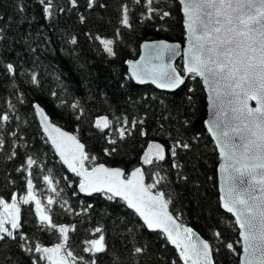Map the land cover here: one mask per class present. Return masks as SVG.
Returning <instances> with one entry per match:
<instances>
[{
	"label": "snow or ice",
	"instance_id": "snow-or-ice-1",
	"mask_svg": "<svg viewBox=\"0 0 264 264\" xmlns=\"http://www.w3.org/2000/svg\"><path fill=\"white\" fill-rule=\"evenodd\" d=\"M41 9L43 19L52 22L61 15L76 14L80 25L90 22L89 14L97 9H108V0H35ZM14 10L23 20L26 14L24 0H15ZM174 12L182 14L184 44L165 40L145 42L143 54L138 60H127V81L136 85L151 84L166 93L175 94L186 82L202 85L206 93L210 119L205 121L207 132L219 155V206L234 220L231 227L237 238L232 242L222 240V232L213 231L208 239L201 238L192 227L186 226L179 215L170 210L179 192L175 184L187 185L189 175L184 171L181 154L189 155V162L198 158L199 134H187L191 119L175 120L166 127L162 121L172 120L167 97H142L138 104L134 98L125 100L129 111L137 107L142 115L130 116L127 112L98 115L90 121V129L99 133L103 141L99 148L104 157H123L128 154L127 141L130 138H147L137 166L130 170L120 166L99 163L78 135L70 134L53 123L45 108L31 103L34 119L38 118V132L43 142L50 144L59 162L78 178L73 195L85 197L100 196L108 202L105 210L98 213L102 220L111 223V231L121 238V246L128 250L130 264H140V258L149 253L151 245L141 229L162 234L167 244L172 245L183 264H217L214 253L219 248L212 242L220 240L221 245L239 257V264H264V0H116L117 27L112 38L100 35L89 37L99 42L102 52L109 58H116V46L123 41L122 31L132 32L134 23H154L157 31H168V22L174 19ZM35 19V17H33ZM19 22V21H18ZM102 23H112L100 17ZM159 22V23H156ZM11 16L0 14V41L6 39L12 26ZM72 45L77 37L68 38ZM23 52L11 59L0 55V79H7L17 103H27L23 85L40 87L39 74L25 68L28 62L25 53L35 54L37 48L28 39H23ZM183 55V65L178 68L172 61ZM34 62V61H33ZM121 88L127 87L121 84ZM189 87L178 108L188 105L196 108L194 93ZM53 96L57 94L52 93ZM12 99H5L0 106V158L11 162L21 157L19 149L29 148L26 138L27 121ZM254 104V106H253ZM152 105L169 111L160 120L148 127V110ZM76 113V120L84 116L79 101L70 105ZM79 126L77 127V132ZM22 142V143H21ZM7 149V150H6ZM168 163V168L163 167ZM44 163L33 149L25 151L20 164L14 169L17 179L5 172L2 192L11 186H21L23 194L8 191L0 194V248L19 249L30 264H100L104 256L110 257V264H125L119 252L111 251L104 224L97 223L89 235L81 241L78 255L70 246L71 233L76 225L57 224L53 221L52 206L58 204L59 181L51 175H43L47 190L54 195L46 197L44 203L33 183L34 169L43 170ZM195 163L192 168L195 169ZM172 170H175L172 173ZM173 174L175 179L170 178ZM68 187L72 182L64 177ZM150 180L151 182H146ZM194 187H198L191 181ZM78 190V191H77ZM83 203V202H82ZM35 205L34 224L39 231L52 233L56 242L45 246L33 242L24 231L28 223L22 216L24 206ZM122 206L130 213L125 217L113 216ZM67 214L90 217L97 212L91 201L79 211L73 209L67 200L59 202ZM29 214L32 210L28 209ZM139 218L138 225L132 224L131 216ZM242 249V254L236 250ZM3 264H19L5 258ZM176 264V261H172Z\"/></svg>",
	"mask_w": 264,
	"mask_h": 264
},
{
	"label": "trees",
	"instance_id": "trees-1",
	"mask_svg": "<svg viewBox=\"0 0 264 264\" xmlns=\"http://www.w3.org/2000/svg\"><path fill=\"white\" fill-rule=\"evenodd\" d=\"M14 3L15 0H0V14L6 18L11 16L13 19L12 26L7 30L6 39L0 41V55L11 59L16 53H22L23 44L20 42L25 38L28 39L37 48V52L35 54L25 53L28 61L25 68L39 74L40 87L23 85L27 103L20 105L17 103L15 95H10L11 89L7 79H0V106H3L5 99H12L14 103H17L20 110L19 114L23 120L27 121V124L22 126L28 129L26 138L29 141V148L26 150L21 147L19 149L21 157L15 161L8 162L0 158V189L3 188L5 172L10 173L12 179H17L18 174L15 173L14 169L20 164L25 151L31 153L35 149L37 156L45 165L43 170L34 169L33 181L36 185L37 196L46 203V197L54 195L47 190V185L43 181V175L49 174V170H51L54 181H59L58 191L63 189L60 196L55 197L58 204L52 206L53 221L57 224L76 225L77 231L70 234L72 250L78 255L86 256L80 251L81 241L88 237L89 230L99 222L104 224L107 230L106 238L109 245H115L114 249L110 247V252H119L121 258L125 260V264H130L128 250L123 248L120 243L122 237L117 238L116 234L111 231V223L102 220L98 214L105 210V205L108 202L98 195L91 198L82 194L73 195L78 178L65 169L50 144L44 143L42 138L37 135L38 121L36 118L34 119L30 104L39 102L50 115L52 121L76 133L91 153L99 157V163H108L109 166H120L130 170L137 166L139 157L146 147L145 141L154 137L160 139V137L152 132L147 138H130L127 141L129 151L126 156L108 158L99 151L103 141L98 139L99 133L90 129V121L98 115H109L111 118L114 112L116 114L127 112L130 116L142 115L143 111L138 107L129 111V105L125 103V100L129 98H134L139 104L142 97H167L172 120L162 122L170 128L175 120L191 119L192 123L186 130L187 134H199L201 146L195 161L189 162L190 154H181V160L185 163L184 171L189 175L190 182L187 185L179 183L174 185L179 195L170 208L174 214L180 216L186 226L192 227L204 238L208 239L213 231L219 230L222 232L224 242L235 241L237 234L231 227L234 218L225 213L219 206L217 181L219 158L215 144L204 125L207 115V101L202 85L198 82L188 81L177 93L169 94L152 85H136L134 81L125 79L128 74L125 61L139 56L142 41L157 38L183 40L182 14L173 13L174 19L169 21L167 25L168 31H157L154 23H145L144 25L134 23L132 32L123 30V41L117 44V57L113 59L107 57L102 52V46L99 45V42L91 39L86 33H91L92 36L100 35L102 38L113 37L117 27L115 23L116 0H108L107 10L97 9L94 15L90 13V22L87 25H80L74 12L69 15H61L49 22L41 16V9L35 0H24L26 14L21 20L19 14L14 10ZM101 16L105 20L110 19L113 22L102 23L100 22ZM72 35L77 37L76 45L68 42V38ZM178 65L182 67L181 63ZM121 84H126L127 87L121 88ZM189 87L196 89L194 93L196 108L193 109L186 104L184 107L178 108ZM53 92L57 95L53 96ZM77 101L84 109V116L79 121L76 120V113L70 107L72 103ZM169 111L152 105L148 110V127L151 128L154 122L160 120L161 115H168ZM78 126L79 131L77 132ZM192 163H195V169L192 168ZM163 167L167 169L168 163L165 162ZM174 171L172 170V173ZM64 177L72 182V187H68ZM170 178L175 179L173 174H170ZM146 181L151 182L150 180ZM191 181H194L198 187H194ZM23 183L20 181L21 186ZM21 186H11L0 194H6L8 191H17L23 194ZM63 200H67L69 205L77 211L91 201L95 204L97 212L90 217L67 214L59 207V202ZM118 207L119 211L113 213V216L123 218L125 214L131 212L125 207ZM29 208L32 210L31 215L28 212ZM34 211V204L24 206L22 216L28 221L24 231L32 238L33 242H40L45 246L55 243L56 237L52 233L37 230L34 224ZM130 218L132 221L130 227L133 224L142 223L134 215ZM141 232L146 241L150 243L151 248L149 253L140 258V264H172V261H176V264H183L175 248L167 244L162 234L143 229ZM212 242L219 248V251L214 253L217 264H239V257L229 253L221 245L220 240L213 239ZM236 250L241 253L239 245H236ZM5 258L19 262V264H30L28 258L15 247H12L11 250L0 248V264H3ZM100 264H110V257L104 256Z\"/></svg>",
	"mask_w": 264,
	"mask_h": 264
},
{
	"label": "water",
	"instance_id": "water-1",
	"mask_svg": "<svg viewBox=\"0 0 264 264\" xmlns=\"http://www.w3.org/2000/svg\"><path fill=\"white\" fill-rule=\"evenodd\" d=\"M159 40H165V41H167V42H170V43H181V45H182V50H183V47L185 46V44H184V38H183V40H181V41H178V40H170V39H167V38H157V39H146V40H144V41H142V43H141V45H140V54H139V56L137 57V58H135V59H130V60H133V61H135V60H138L139 59V57H140V55L141 54H143V49H142V45L145 43V42H155V41H159ZM172 63H173V65L174 66H177L178 68H180L179 67V65H178V63H181V65H183V55H182V53H181V56H178V57H176L173 61H172ZM127 67H128V65H127ZM145 85H148V84H145ZM149 85H151V84H149ZM152 86H154L155 87V85H152ZM156 88V87H155ZM159 90H161V89H159ZM162 91H164V90H162ZM206 94V93H205ZM206 101H207V98H206ZM253 106H254V104H253ZM47 112V111H46ZM50 116V115H49ZM51 118V117H50ZM211 117H210V115H209V112H208V108H207V115H206V118H205V121H207L208 119H210ZM37 119V121H38V118H36ZM204 121V122H205ZM53 123H55L54 121H53ZM57 126H59L62 130H64V131H67L68 133H70V134H76V133H74V132H72V131H69V130H67V129H65V128H63L62 126H60V125H58L57 123H55ZM204 125H205V123H204ZM205 128H206V126H205ZM206 130H207V128H206ZM77 135V134H76ZM210 135V134H209ZM210 137H211V135H210ZM80 138V137H79ZM211 139H212V137H211ZM82 141V140H81ZM83 142V141H82ZM214 142V141H213ZM84 143V142H83ZM51 146V145H50ZM217 154H218V150H217ZM218 158H219V155H218ZM59 159V158H58ZM219 163H220V160H219ZM219 163H218V166H217V181H218V192H219V196H220V191H219V185H220V180H219V171H218V169H219ZM64 166V165H63ZM65 167V169L67 170V168H66V166H64ZM68 171V170H67ZM69 172V171H68ZM69 173H71V172H69ZM72 174V173H71ZM147 182V181H146ZM33 183H34V181H33ZM34 185H35V183H34ZM83 195V194H82ZM170 210H171V208H170ZM68 225H70V224H68ZM194 231H196L195 229H193ZM197 232V234L199 235V236H201V238H204L198 231H196ZM204 239H206V238H204ZM51 245V244H50ZM50 245H46V246H50ZM241 254H242V249H241Z\"/></svg>",
	"mask_w": 264,
	"mask_h": 264
}]
</instances>
